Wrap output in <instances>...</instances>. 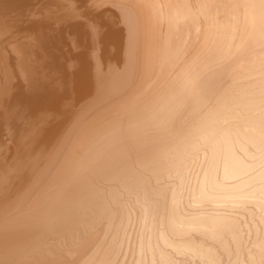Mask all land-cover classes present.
I'll use <instances>...</instances> for the list:
<instances>
[{
	"label": "bare ground",
	"instance_id": "bare-ground-1",
	"mask_svg": "<svg viewBox=\"0 0 264 264\" xmlns=\"http://www.w3.org/2000/svg\"><path fill=\"white\" fill-rule=\"evenodd\" d=\"M0 264H264V0H0Z\"/></svg>",
	"mask_w": 264,
	"mask_h": 264
},
{
	"label": "rangeland",
	"instance_id": "rangeland-1",
	"mask_svg": "<svg viewBox=\"0 0 264 264\" xmlns=\"http://www.w3.org/2000/svg\"><path fill=\"white\" fill-rule=\"evenodd\" d=\"M114 47H115V48H114ZM91 48H92V44H91V47L89 48V50H90V51H89L90 55H91V52H92L93 49H94V48H92V49H91ZM111 48H112V49H113V48H114V49H117L115 45H113ZM114 49H113L112 51L115 53V50H114ZM117 51H118V50H116V52H117ZM120 53H121V55H120V59H119V60H118V59H116V60L113 59V60H112V62L114 63V61H115V63H116L118 66H119V65L121 66V64H122V62H120L121 59H122L121 56H122L123 59H124L123 51H120ZM92 54H93V55H91V57H92V59H93L95 53H92ZM100 55H101L102 58H104V54L100 53ZM93 60L95 61V59H93ZM87 99H88V97L85 98V100H87Z\"/></svg>",
	"mask_w": 264,
	"mask_h": 264
}]
</instances>
